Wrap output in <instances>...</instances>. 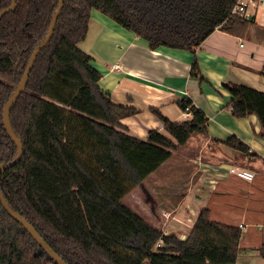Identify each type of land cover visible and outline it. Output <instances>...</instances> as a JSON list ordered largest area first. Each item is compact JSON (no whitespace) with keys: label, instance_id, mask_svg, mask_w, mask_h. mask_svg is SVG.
<instances>
[{"label":"trees","instance_id":"16d2710c","mask_svg":"<svg viewBox=\"0 0 264 264\" xmlns=\"http://www.w3.org/2000/svg\"><path fill=\"white\" fill-rule=\"evenodd\" d=\"M235 1L64 0L53 35L10 110L23 154L0 174V192L66 264H236L241 228L211 220L207 207L179 238L164 234L122 203L173 150L194 134H206L204 112L188 97L176 101L183 112L190 108L185 121H172L150 107L174 142L156 130L145 140L129 135L120 120L138 110L114 103L101 90L93 58L78 47L96 10L145 39L151 50L166 47L194 54L216 29L235 36L246 33L251 19L232 14ZM10 3L0 0V11ZM57 4L15 0V9L0 17V164L16 154L4 130L3 107ZM190 75L203 80L195 57ZM223 87L230 95L231 114H254L264 139V91L232 81ZM224 143L248 151L236 136ZM257 252L264 260V244ZM0 264H55L1 202Z\"/></svg>","mask_w":264,"mask_h":264},{"label":"crops","instance_id":"0c3cea01","mask_svg":"<svg viewBox=\"0 0 264 264\" xmlns=\"http://www.w3.org/2000/svg\"><path fill=\"white\" fill-rule=\"evenodd\" d=\"M79 44L93 58L101 90L114 103L138 110L120 120L129 135L145 140L149 131L156 130L174 142L150 107L172 121H185L190 114L176 104L183 97L190 98L208 119L206 134L192 135L185 153H175V159L148 177L152 180L162 167L174 166L169 182L158 179L165 184L161 186L153 181L156 185L148 191L166 189L165 199L173 206L166 213L170 218L156 216L159 226L155 227L183 238L207 207L211 220L241 228L236 264H263L257 248L264 244V139L254 114L240 118L231 114L230 95L223 85L232 81L264 91V9L251 18L243 36L216 29L194 54L166 47L151 50L145 39L96 10L91 11L86 38ZM194 57L203 80L190 75ZM229 136L243 141L248 151L227 146ZM233 166L248 170L253 178L237 177L230 172ZM167 222L172 225L165 226Z\"/></svg>","mask_w":264,"mask_h":264},{"label":"water","instance_id":"95a60500","mask_svg":"<svg viewBox=\"0 0 264 264\" xmlns=\"http://www.w3.org/2000/svg\"><path fill=\"white\" fill-rule=\"evenodd\" d=\"M63 2H64V0H58L57 7H56V9L52 15L48 30H47L44 38L33 49L32 53H31V55L27 61L26 67L22 73V77H21L20 81L17 84L13 85L12 93L9 96V98L7 99V101L3 107L2 122H3L4 130L7 133L8 137L11 139V141L16 146V154H15V157L12 161L5 163V164H0V174L3 171H5L6 169L17 164L22 157L23 145H22L21 139L15 135V133L13 132V129L11 127L10 120H9L10 110H11L13 104L16 102V100L20 96V94L25 90L29 74L31 72V69L34 65V62H35L39 52L49 43V41L53 35L55 25H56V21H57L58 16L61 12ZM14 9H15V0H11L10 5L7 8L0 11V17L2 15H4L5 13H8ZM35 96H37V94H35ZM0 202H1L2 207L8 213V215L13 220L17 221L20 225H22V227L27 231V233L30 235V237L38 244L39 247H41V249L53 260V262L55 264H66L53 251V249L51 247H49V245L40 237V235L37 233L35 228L25 218L21 217L19 215V213L13 211L10 208L8 202L5 200V198L3 197L1 192H0Z\"/></svg>","mask_w":264,"mask_h":264},{"label":"rangeland","instance_id":"374dc122","mask_svg":"<svg viewBox=\"0 0 264 264\" xmlns=\"http://www.w3.org/2000/svg\"><path fill=\"white\" fill-rule=\"evenodd\" d=\"M78 47L82 51H84L83 44H79ZM184 147L185 146L178 147L177 149L173 150L170 160H173L176 158L175 153H185ZM172 167L174 166L166 165L162 167L161 169L158 170L156 177L151 178L152 180H149L148 178L149 176H147V180H145L144 186L139 185V186L134 187L122 199V203L124 205H126L127 207L135 211L138 215L145 218V220H147L153 226H159V220H157L156 216L160 218L163 217L162 219H165V217L170 218L171 217V215H169L170 213L169 214H166V213H168L171 208L173 209V206L169 204L167 199H165V194L163 192L166 193L165 191L166 189L157 187L156 194H154L153 191H151L152 193L150 192L151 193L150 194L148 191L149 189L151 190L152 188L155 187L154 185L156 184H154L153 181H157L156 182L157 185H161V186L165 185L163 184L164 182H169L175 175V170ZM158 179H161L163 183L158 181ZM168 225H172L171 222H167V225L165 226H168ZM175 234H178V232H175ZM179 235L177 236L182 237V235L181 236ZM262 263L264 264V261Z\"/></svg>","mask_w":264,"mask_h":264},{"label":"built area","instance_id":"2783aa9c","mask_svg":"<svg viewBox=\"0 0 264 264\" xmlns=\"http://www.w3.org/2000/svg\"><path fill=\"white\" fill-rule=\"evenodd\" d=\"M260 8L264 9V0H236L232 8V14L245 19H251ZM189 109V107H186L185 112L187 113ZM230 172L245 180L253 178V173L239 166L231 167Z\"/></svg>","mask_w":264,"mask_h":264}]
</instances>
